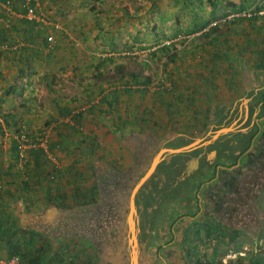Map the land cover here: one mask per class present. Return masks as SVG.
<instances>
[{
  "label": "crops",
  "instance_id": "1",
  "mask_svg": "<svg viewBox=\"0 0 264 264\" xmlns=\"http://www.w3.org/2000/svg\"><path fill=\"white\" fill-rule=\"evenodd\" d=\"M27 2L28 0H0V230L8 229V220L15 223L11 230L18 229V221H22L24 215L34 213L33 206L43 209L38 211L36 222L28 227L20 224L25 228L46 235L47 229H54L57 224L63 222L61 227L72 224L70 233L76 227L89 230L87 223H79L76 220L73 222V219L77 217L80 221L84 215L81 208L86 206L82 204L88 202V197L92 200L91 197L95 193L97 212L87 216L91 221L100 223L98 229L103 232L100 236L105 238L102 241L99 238L96 246L92 243L94 229L90 230V239H70V233H59L49 240L55 245L53 252L59 250L62 245L69 246L67 240L75 239L87 241L88 245L97 248L94 261H91L90 257L83 261L86 264H95L98 258V264H191L188 260L191 250L184 245L188 224L195 223L197 219H204L208 214L215 220L219 215H216L217 204L223 205L222 198L228 196V189L237 183L244 170L246 171L254 161H259L254 160L256 156H264L262 70H246L242 67L224 73L228 80L219 88L221 98L218 97L215 102V96H211L210 92L214 93L216 88V79L212 77L218 76L217 70H210L209 74H204L203 71L178 73L177 77L175 76L174 89L171 92H148L152 94L150 99L147 96L148 102L151 103L144 108H136L144 94L124 91L113 93L114 86L109 88L112 94L105 92V95L109 96L103 99L104 85L101 77L107 73L109 66L118 64L116 58L96 55L88 60L82 52L87 43L81 41L87 39L86 34L80 33L76 45L69 43V33L64 32L68 26L58 16L53 15L56 9L54 0H40L37 5L38 12L48 17L46 23L27 17ZM31 4L35 5L34 1L31 0ZM101 18L98 19L101 21ZM77 23L80 26L83 22ZM98 24L102 25L100 22ZM102 34L103 32L99 34V38L94 36L91 44L96 45L101 52H108L111 49H108V42L111 40L107 38V33L104 36ZM49 36H53L52 42L48 41ZM102 44L107 46L103 48ZM104 59L113 60L114 63L108 64L106 61L108 65H102ZM87 76L92 80L82 81ZM73 87L78 88L79 95L89 94V99L77 101L70 92ZM96 88L98 93H94ZM221 94H224L223 98ZM241 97H247L248 102L239 103L238 99ZM83 102L87 107L82 105ZM151 109L159 111L157 120L150 121L152 118L149 115L139 118L140 111L146 110L143 114H153ZM88 112L97 118L98 124L111 128L114 135H126L127 132L126 139L131 135L127 150L134 154L135 163L122 169L116 164L117 156L114 153L113 156H106L105 160L99 158L101 161L95 164V180L88 182L84 176L87 171L82 168L78 170L76 166L82 158L90 159L91 155L83 154L79 150L82 157L78 158L80 161L74 166L59 167L56 171H49L45 167L46 178L42 184L31 183L34 191L24 193L22 197V193H19L21 187L18 186V171L24 167L23 160L28 158L27 161H30L31 158L27 153L25 159L21 155L18 158V149L15 150L18 128L36 126L38 134L39 130L47 125L55 139L68 140L72 138L74 131L83 129L85 119H91L86 117ZM231 120H234V128L228 132L220 131L217 136L208 138L209 123L225 126ZM149 124L155 128H149ZM48 132L50 133V130ZM87 137L96 140L92 135L84 139ZM197 139L198 142L191 144ZM152 156V163L157 156L160 159L155 164L151 177L136 191L135 197H129L131 184L127 179L124 188L125 199L119 201V196H116L114 202V183H109V178L122 179L125 173L129 174L128 177L131 174L133 177L138 176V172ZM220 158L222 161H231H228L229 165L222 167L217 165ZM152 163L147 165L149 167L142 174L148 172ZM201 171H214V177L203 182L199 189L192 193L191 187H187L186 183ZM47 172L51 173L50 177H47ZM70 177H74L71 186L65 187L60 183H67ZM155 178L161 180V186L158 188V198L151 199V196L145 194L150 190H144L146 183ZM180 185L182 186L179 188ZM174 189L179 194H175V199H172ZM49 191L54 204H50L45 198ZM167 192L172 193L171 198L168 197L170 200L167 199ZM176 203L180 205L178 217L167 215L164 219L162 216H155L156 209L150 214L155 207L164 205L171 208ZM57 204H66L71 208H62ZM106 204L108 208L104 212ZM219 213H222V208ZM155 221L172 222L169 224V230L163 232L165 236L160 235L165 241H169L159 239L158 244L143 246L141 238L146 232L153 230ZM216 228L219 230L220 225H216ZM60 236H63V242L58 241ZM124 239L127 240L126 246L123 245ZM119 250L122 254L131 253L130 256H133V253H149L153 259L141 261L139 257L137 262H132L122 256L119 261L116 257ZM214 257L215 255L211 259H215Z\"/></svg>",
  "mask_w": 264,
  "mask_h": 264
},
{
  "label": "rangeland",
  "instance_id": "2",
  "mask_svg": "<svg viewBox=\"0 0 264 264\" xmlns=\"http://www.w3.org/2000/svg\"><path fill=\"white\" fill-rule=\"evenodd\" d=\"M216 1L219 3V6L215 10L217 12V17L220 19L224 17V14L230 12L232 4L237 6L241 4L250 6L254 4L255 0ZM54 2L56 5V9H54L53 15L58 16L61 21L68 26L64 29V32L67 31L69 33V35L67 34L69 43L76 45V40L79 38L80 33L86 34L87 39H80L82 42L87 43V46L84 48V50H82V52H84L83 54L88 60L96 55H103L107 57L113 56L116 58L115 61H117L118 64L124 66L123 69L127 73L128 71L143 67V59H151L149 66H147V68L145 69V72L146 74L152 76L153 80L158 79V76L161 73L170 74V72H172L173 77H177L178 73L180 74V72L192 73L203 71L204 74H209L210 70L214 69L218 71V76L212 77L216 79V88L213 91L214 93L210 92L211 96H215L213 98L214 102L215 99L220 97L219 88L222 85L224 86V83H226V81L228 80L226 78V75L223 74L230 71V69H234L232 66L229 67L228 63L224 60L210 63V55L207 54L203 48H200L198 46L200 41H203V38H199V40L194 39L196 40L193 43L194 48L186 47V42L184 40L186 36L187 38H189V41H192V38L194 36L200 35L201 31L192 35L182 33L178 37L170 39L174 32L179 28L181 30L187 31L189 29L187 28L189 26L188 23L193 24L192 19L194 17L209 19L212 16L211 12L214 7L212 5H209V2L207 0H188V6L185 3L186 0H54ZM191 8L195 12L194 16L190 12ZM99 17H102L101 21L98 19ZM77 22L83 23L78 26ZM98 22H100L102 25L100 26ZM101 32L107 33V38H109L110 40L113 39V43H110V41L108 42V49L111 48L108 52H101L96 45L91 44L93 43V39H95L94 36H97L99 38V34ZM173 40L177 41L178 48L181 47V49L183 50L181 53L182 57L180 58L178 63L170 62L164 56L162 57V55H160L161 57L154 55L153 52L156 50L155 48H158L165 43L168 44L171 41L173 42ZM231 43L234 44V42ZM102 45L103 48L107 46L104 44ZM72 47H74V45ZM208 49L209 47L206 48L207 51ZM254 50L256 51L251 53L252 61L253 59L256 60L258 58L257 49ZM115 66L116 65L113 64V67L108 68V71L104 75V77H101L103 82L102 84L104 85V91L106 93L109 92V88H111L112 86L110 85V81L117 80V78L114 79V77L118 76L117 71L114 69ZM244 68L246 70L252 69V67H249L248 64L245 65ZM175 70L177 74L176 72H174ZM262 72L264 79V70H262ZM74 77L79 79L76 75H74ZM90 80H92V78L87 76L82 81L87 82ZM96 90H94V93H98V90ZM70 92H72V95L77 98V101H86L87 99H89V94L87 93L79 95L78 88L76 87H73L72 91ZM105 92L103 93V96L105 95ZM149 92H157V90H150ZM223 95L224 94H221L222 98ZM147 96H149L150 99L152 97V94H144V96L139 100L140 102H138V104L136 105V108L140 109L150 106L151 102H148ZM238 102L247 103L248 98L241 97L240 99H238ZM82 105H86L87 107V104H85V102H83ZM103 106L105 107V105ZM85 110L87 112L89 110V107ZM151 110L153 114H143L144 112H146V110L140 111L139 118L145 117V115H149L150 118H152L150 119V121L157 120L159 118V111L157 109ZM92 111L95 112L94 109ZM263 111L264 110H262V114ZM92 116L93 115H90V112L86 113V117H90L91 119H85V123L82 122L83 129H80V131L77 130L78 132L74 131L72 134V138L68 140L58 141L59 139H55V137L52 135V130L49 126L45 125L44 127H42L41 131L50 130L48 145L50 147L51 155L48 159L49 161H47L48 165L46 166L49 171H52V169L54 168L57 169L59 167L62 168L67 166H74L77 161H80L78 160V158L82 157V154L79 155V150L83 152V154H90L92 158H82L81 162L77 163L78 165L76 166L78 170L79 168H82L83 170L87 171L84 176L86 181L88 182H93V180H95V164H99L98 162L101 161L99 158H103L105 160L106 156H113L114 153L117 156L116 164L120 165L122 169H126L127 165L135 163L134 154L130 153L129 150H127V143L130 144V141L132 139V137H130L131 135L129 136V139H126V136L128 134L127 132L125 133L126 135H114L112 130H110L111 128L109 129L107 128V126L98 124V121H96L97 118ZM232 123H234V120H231L225 126H219L218 124H214L212 122L209 123V128L207 130L209 133L208 138L211 139L212 137L217 136L220 131H230L232 128H234ZM148 127L153 128L154 126H152V124H149ZM27 128L32 135H37L36 126H29ZM64 131H66V129H64ZM89 135H92L96 140H91L89 137H87V139H84ZM198 141L199 139L191 144H194ZM153 157L154 156L150 157L147 160L146 165L143 166L142 169L138 172L139 175L133 177V184H131V190H129L130 197L132 196L134 187L141 179L143 171H145L146 168L149 167L147 166L148 164L150 165L152 163ZM261 158H263V154L256 156L254 160H260ZM228 161H231V159H228ZM228 161H222L220 158L217 165L224 167L226 165H229ZM22 164H25V160H23ZM128 175L129 174L127 173L124 174V181L128 178ZM212 177H214V171H201L200 173L195 174L191 179H189V183H186V186L191 187V192L195 193L203 182ZM156 178L154 179L155 181L153 180L152 182L149 181L148 183H146V189L144 190V192L148 189L150 190V192L147 191V193L145 194L146 196H151V199H157L159 195L158 188L159 186H161V180H156ZM73 179L74 177H70L67 183H64V181H60V183L65 187H69L72 185ZM181 186L182 185H180L179 188ZM124 188L125 186H120V188L117 187L116 191H113L112 198L114 202L116 201V196H119V201L121 199H125ZM231 188L232 187H230L229 190ZM229 190L226 192L227 195H230ZM174 191L175 193L172 199H175V194H179L176 189H174ZM121 195H123V198L121 197ZM133 196L135 197V194ZM169 196L171 198L172 193L167 192V199L170 200V198H168ZM225 197L222 198L223 205L221 203L217 204L216 215H219L218 217L216 216L215 220L211 217V215L208 214L204 219H197L195 220V223L192 222L191 224H188V230L184 239V245L191 250V254H189L188 260L191 261L196 256H200L201 258L208 260L211 259L213 255H215L214 258L217 264H264V185L261 194L257 197L258 204L256 206V211L252 215L250 213L245 214V216L243 217V222H239L236 219L232 220V218H229L227 211H224L225 206H227L224 201H229L230 203L229 199L231 197L229 199L227 196ZM179 206V203H176L171 208L167 206L165 207L164 205L159 206L158 208L155 207L150 214H153L156 209V212L154 213L155 216H162L164 217V219L167 215L171 217H178L180 214ZM220 208H222L221 214L219 213ZM41 209L43 208L39 206H33L32 210H34V213L31 215H24L22 217V221H18V224L28 227L31 223L36 222L39 215L38 211ZM192 214L194 215V212ZM171 223L172 222L155 221L153 224V230L150 232H146L141 238L143 239V246H147L149 244H158L160 242L159 239H163L164 242H168L169 240L165 241V238L162 237L165 236L163 232L169 230V224ZM99 224L95 225L96 227L94 228V231L92 233L93 235L95 234V237L93 236L92 238L91 235L92 243L94 244L99 240V238H101V241L105 238L100 236L101 234H103V232L98 229L100 228ZM216 225H220L219 230H217ZM178 228L179 227H177V229ZM235 228L238 229L237 232H235ZM214 230L217 231L214 232ZM162 234L163 236H160ZM67 241L69 243V246H58V248L60 247L59 250L51 254L52 259L58 261L60 258V252H64V257L67 258L68 261L75 260L77 263L81 264V262H83L84 260H88V258L90 257L91 261H94V255L96 256L97 252L96 244V246H91V244L88 245L89 243L87 241L75 239ZM126 243L127 240L124 239L123 245L126 246ZM214 250L215 253H213ZM8 251L9 248L3 247L2 245L0 246V255H7ZM87 255L88 257L86 258ZM130 255L131 253H127V255L122 254V252L119 250L116 257H118V260L120 261L121 257L123 256L124 259L128 261L132 260V262L133 260L137 262V259L139 260V257L141 261H148V259H153V257L151 258L149 256V253H141L140 255L133 253V256ZM132 257L134 258L132 259ZM252 259L256 260V263L251 262ZM98 262L99 258L97 259V262L95 261V264H98Z\"/></svg>",
  "mask_w": 264,
  "mask_h": 264
},
{
  "label": "trees",
  "instance_id": "3",
  "mask_svg": "<svg viewBox=\"0 0 264 264\" xmlns=\"http://www.w3.org/2000/svg\"><path fill=\"white\" fill-rule=\"evenodd\" d=\"M208 1L214 7L211 12L212 16L209 19L194 17L192 19L193 24L188 23L189 26L187 28L189 29L187 31L181 30L179 28L180 30L178 29L175 31L170 39H174L182 33L192 35L201 31V34L194 36L192 41H189V38L186 36L184 39L186 42L185 45L186 47L194 48L193 43L197 39L199 40V38H203V41H200L198 46L203 48L206 53L210 55V63L224 60L228 63L229 67L232 66L234 69L245 67V65L248 64V66L252 67L253 69L264 70V2L259 4L260 0H255L254 4L250 6L243 4L237 6L232 4L230 12L224 14V17L219 19L215 10L219 6V3L216 0ZM187 2L188 0L185 2L186 5ZM252 8L254 9L251 16L242 15L243 12H246ZM190 12L194 16L195 12L192 10V8ZM213 22L216 23L212 24ZM105 34L106 33L103 32L102 36ZM110 42L113 43V39H111ZM231 42H234V44ZM177 45V41L173 40V42L171 41L168 44L165 43L158 48H155L156 50L153 53L156 56H164L170 62L178 63L182 57L181 53L183 50L181 47L178 48ZM207 47H209L208 51L206 50ZM254 49H257L258 58L256 60L253 59L252 61L251 53L256 51ZM150 61L151 59H143V67L128 71L127 73L123 69V65L116 64L114 69L117 71L118 76L114 77V79L117 78V80L110 81V85L114 86L112 92L116 93L118 91H124L126 93H148L150 90L147 88V86L152 82L153 78L152 76L146 74L145 69L147 66H149ZM107 63L112 64L114 61L110 59H104L102 65L107 66ZM112 65L109 67H113ZM169 75L173 76V73L170 72ZM171 78L175 86V77ZM112 92H109L108 94L110 95ZM108 94L104 95L103 99H106V97L109 96ZM262 116H264V111ZM20 129L21 128H18V130ZM17 149L18 158H20L19 144H15V150L17 151ZM27 154L28 156L30 154L31 160L27 161L28 158H26L23 169L19 168L20 171H18V186L21 187L19 193H22V197L24 193H30L34 191L32 184H42L43 179L46 178L44 176L46 173L45 167L48 165L47 161H49V155L42 148H31L28 150ZM54 170L56 171L57 169L54 168ZM48 175L50 177L51 173L47 172V177ZM33 179H36L35 182H32ZM127 179L129 180L130 184H133V174H131ZM235 184V186L230 190L228 189L230 195L227 197L228 199L231 197L229 199L230 203L229 201H224V203L227 204V206H225V210L227 211L229 218L239 219L243 218L247 213H250L251 215L254 214L258 204L257 197L261 194L264 185V156L259 161H254L253 165L247 168L246 171L244 170L242 176ZM128 194L130 197V191ZM94 195L95 193H93L91 197L92 200L90 199L91 201L89 200L90 197H88V202L82 204L86 206L81 208L84 212V215L83 217L81 215L82 218L80 221L77 220V217L76 219H73V222L76 220L79 223H87L89 230L79 229L76 227L75 230H73L72 233L68 235L69 238L83 237L90 239V230L94 229L93 225L96 227L95 225L97 224V222L94 224V222L91 221L92 219H89L88 217L89 215H94L95 212H97V206H95L96 203L94 202ZM45 198L50 204H54L50 191L48 194H46ZM89 204L91 206H89ZM57 206L62 208H71L66 204H57ZM87 219L90 220V222ZM237 221L240 222V220ZM7 223L10 224L8 229L6 231L0 230V244L2 243L1 245L3 247L9 248V251L7 255L2 256L17 255L19 256L22 264H79L75 260L68 261L67 258L64 257V252H60L59 260L55 261L51 258V254L54 253L53 251L55 250V245L50 242L52 240L51 238L42 234L41 232L25 228L20 224H18V229L11 230L15 223L13 221L11 222L10 220H8ZM234 230L235 232L238 231L236 228ZM62 239L63 236H60L58 241L63 242ZM251 262L256 263V260L252 259ZM191 264L217 263L215 259L205 260L200 256H196L193 260H191Z\"/></svg>",
  "mask_w": 264,
  "mask_h": 264
},
{
  "label": "built area",
  "instance_id": "4",
  "mask_svg": "<svg viewBox=\"0 0 264 264\" xmlns=\"http://www.w3.org/2000/svg\"><path fill=\"white\" fill-rule=\"evenodd\" d=\"M34 1V4H31V0H28L26 3L27 8V17L30 20H37V21H43L48 22V17L46 15H43L38 12L37 5L40 3V0H32ZM264 0H260L259 4H262ZM253 9L247 10L246 12H243L242 15L251 16ZM48 41H53V36L48 37ZM173 76L161 73L158 76V79L152 80V82L147 86V88L151 91L157 90H164V91H171L173 90L174 84L172 78ZM48 137L49 132L47 131H41L36 135H32L29 132V129L25 126H22L18 132H16L15 140L17 144H19V152L22 158H25V154L28 152L31 148H42L50 157V147L48 145ZM0 264H22L19 256H0Z\"/></svg>",
  "mask_w": 264,
  "mask_h": 264
},
{
  "label": "flooded vegetation",
  "instance_id": "5",
  "mask_svg": "<svg viewBox=\"0 0 264 264\" xmlns=\"http://www.w3.org/2000/svg\"><path fill=\"white\" fill-rule=\"evenodd\" d=\"M124 179H125V177H123V175H122V179L121 178H119V177H114V178H109V183H112V181H113V183H114V185H113V191L114 190H117L116 188L118 187H120V186H125V181H127V179L124 181ZM117 184H118V186H117ZM226 198V197H225ZM122 200V199H121ZM106 201V200H105ZM96 206V205H95ZM106 207H105V209H104V212H105V210H106V208H108L107 206V204L105 205ZM110 210L112 211V205H111V208H110ZM243 219L244 218H239V219H237L236 218V220H240L241 222H243ZM232 220H234V218L232 219ZM62 224H64L63 222H60V224H57L55 227H54V229H51V230H49L48 231V229H47V231H46V236H48L49 238H51V239H53V238H55L54 236H56L57 234H59L60 233V235L61 234H69L70 233V231L72 230V224H69V223H66V224H69L68 226L66 225V227H68V228H66V227H61V225ZM102 224V223H101ZM75 225V224H74ZM64 230H66V231H64ZM71 234V233H70ZM71 239V238H70Z\"/></svg>",
  "mask_w": 264,
  "mask_h": 264
},
{
  "label": "bare ground",
  "instance_id": "6",
  "mask_svg": "<svg viewBox=\"0 0 264 264\" xmlns=\"http://www.w3.org/2000/svg\"><path fill=\"white\" fill-rule=\"evenodd\" d=\"M225 132V131H224ZM243 134V133H242ZM162 153V152H161ZM160 155V154H159ZM213 155V154H212ZM160 158H159V156H157L156 158H155V160H154V163H152V165H151V167H150V169L148 170V173H144L143 174V177L139 180V182H138V184L134 187V189H133V192H132V196L136 193V191H138V189L149 179V177H151V174L153 173V170H154V168H155V164L158 162V160H159ZM167 172V171H166ZM168 173V172H167ZM172 175H173V173H171ZM171 175V176H172ZM181 181V180H180ZM131 196V197H132ZM134 207V206H133ZM134 242H136V241H134ZM134 244V243H133ZM134 258V257H133Z\"/></svg>",
  "mask_w": 264,
  "mask_h": 264
},
{
  "label": "water",
  "instance_id": "7",
  "mask_svg": "<svg viewBox=\"0 0 264 264\" xmlns=\"http://www.w3.org/2000/svg\"><path fill=\"white\" fill-rule=\"evenodd\" d=\"M222 132V131H221ZM53 209H55V207H53ZM52 210V209H51Z\"/></svg>",
  "mask_w": 264,
  "mask_h": 264
}]
</instances>
